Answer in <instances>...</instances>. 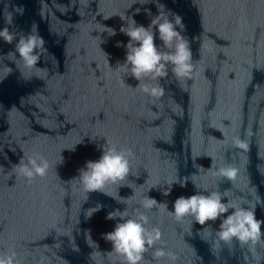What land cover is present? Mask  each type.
I'll return each mask as SVG.
<instances>
[{"label":"water","instance_id":"water-1","mask_svg":"<svg viewBox=\"0 0 264 264\" xmlns=\"http://www.w3.org/2000/svg\"><path fill=\"white\" fill-rule=\"evenodd\" d=\"M158 15L174 25L182 18L176 27L193 69L177 76L166 62V75L137 81L123 64L130 38L119 30ZM5 28L13 39L0 37V257L127 264L102 237L120 222L108 212L119 209L144 214V227L161 232L138 264H264V224L255 243L219 236L232 208L264 220V0H0ZM29 35L44 41L32 66L16 52ZM155 43L175 49L158 34ZM102 146L124 151L129 173L86 191L79 170ZM41 158L45 176L21 173ZM229 168L234 178L220 172ZM197 193L219 194L229 212L204 225L193 214L178 220L175 199ZM147 197L159 203L145 208ZM157 249L166 254L156 257Z\"/></svg>","mask_w":264,"mask_h":264},{"label":"clouds","instance_id":"clouds-1","mask_svg":"<svg viewBox=\"0 0 264 264\" xmlns=\"http://www.w3.org/2000/svg\"><path fill=\"white\" fill-rule=\"evenodd\" d=\"M136 14H139L138 12ZM111 18V17H109ZM107 18V19H109ZM123 19V18H121ZM182 18L177 16L175 25L162 15H158L150 20L147 26L138 25L132 17L131 24L127 29L122 25L120 32L127 35L130 39L126 45L123 42H117V46H124L126 58L123 64L130 66L132 76L140 81L144 76H150L152 79L166 75L165 63L171 62L174 65L173 71L177 76H189L192 72L193 65L191 61V49L184 40L181 31L176 25H182ZM155 27V32L152 31ZM110 29L109 35H115L116 29L106 26ZM158 38L166 47H171L175 41V49L172 53L166 54L158 49L155 40ZM0 37L5 42L11 43L13 36L8 32L7 28L0 31ZM44 43L42 37L29 35L19 40L16 46V52L24 59L28 66H32L38 62V57L34 55V50L42 46ZM102 43V42H101ZM141 90L151 96L159 97L163 95V89L159 87H149L144 85ZM102 154L97 160H89L84 168L79 170V178L86 191H98L104 185L111 181L123 180L129 173V160L122 150L116 148L104 149L102 146ZM63 162V157L61 163ZM31 167L22 165L20 171L30 180L36 175L45 176L48 169V163L43 158L38 163L36 159L30 160ZM221 174L234 178L236 176L235 169H221ZM75 178V177H74ZM181 187H186L185 183H179ZM168 193H165L168 195ZM122 202V201H118ZM159 202L152 197H147L143 204L145 208H152ZM102 205L97 204L94 212L99 211ZM174 211H172L179 220L186 214H193L196 222L204 225L207 221H215L222 214L228 213L230 206L222 202L221 197L217 193L208 195L193 194L185 197L180 196L173 203ZM234 211L228 214L219 225L220 239L230 241L237 238L241 242L252 241L255 243L260 239L262 232L261 226L264 220L257 219L255 211L246 208H232ZM119 212V221L114 229L110 232L102 234V237L112 243V248L116 253L125 257L127 264H138L142 260V254L147 247L161 238V232L158 228L152 229L151 232L144 227L147 223V216L140 214L137 218H126V210L116 209L108 212L106 219L112 220L117 218ZM92 213V214H93ZM91 214V215H92ZM91 215L86 218H90ZM90 233V230H89ZM166 253L163 249H157L156 257L164 256ZM0 264H13V258L0 257Z\"/></svg>","mask_w":264,"mask_h":264}]
</instances>
